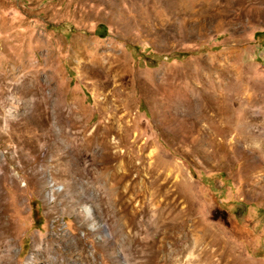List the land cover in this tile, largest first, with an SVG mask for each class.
<instances>
[{
    "label": "rangeland",
    "instance_id": "1",
    "mask_svg": "<svg viewBox=\"0 0 264 264\" xmlns=\"http://www.w3.org/2000/svg\"><path fill=\"white\" fill-rule=\"evenodd\" d=\"M0 66V264H264V0H0Z\"/></svg>",
    "mask_w": 264,
    "mask_h": 264
},
{
    "label": "bare ground",
    "instance_id": "2",
    "mask_svg": "<svg viewBox=\"0 0 264 264\" xmlns=\"http://www.w3.org/2000/svg\"><path fill=\"white\" fill-rule=\"evenodd\" d=\"M1 69V66H0ZM3 70V69H2ZM0 70V81H3L4 84V79L6 77V74L4 73V71ZM16 74L14 73L13 76H15ZM240 78L241 76L238 75ZM238 77V78H239ZM243 79V77H242ZM220 85V84H219ZM221 86V85H220ZM223 86V85H222ZM228 86V85H227ZM226 86V88H227ZM18 88V87H17ZM224 88V87H223ZM5 90V89H4ZM224 90V89H223ZM229 91V90H227ZM22 92V91H21ZM223 93V92H222ZM22 94V93H21ZM226 94V92H225ZM4 95H3V90H0V100L3 99ZM223 97V96H222ZM251 100V98L249 96H246L245 100H244V107L246 106L247 102H249ZM250 103V102H249ZM13 104V103H12ZM14 105V104H13ZM211 109V108H210ZM246 108H243L242 111L246 114ZM241 111V112H242ZM201 113V112H200ZM207 113V115H205ZM203 116V117H202ZM214 116H209L208 115V110L204 107V109H202V115L200 116V124L201 122H203L205 119H213ZM112 130V129H111ZM197 130H200L197 129ZM211 137H213V135H211ZM171 195H173V193H171ZM176 201H178V198H176ZM187 211V209H186ZM185 211V212H186ZM186 221V220H185ZM187 224V223H186ZM198 224V223H197ZM193 227L194 229L191 231L192 233L198 229V226L195 225V223H193ZM191 233V234H192ZM194 244L195 246H200L201 245V239L197 236L196 238H194ZM208 246H214L215 245V241L214 240H210L209 242H207ZM183 249V253H189V255L193 256L192 258L189 259L188 262H186L185 264H234V262L232 261L233 259L231 258V249L229 248H182ZM194 253V254H193ZM171 256V255H170ZM218 257V260H216V258ZM172 258V257H171ZM231 258V259H230ZM172 259H167L168 264H176L173 261H171ZM183 262V261H182Z\"/></svg>",
    "mask_w": 264,
    "mask_h": 264
}]
</instances>
